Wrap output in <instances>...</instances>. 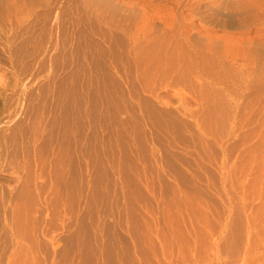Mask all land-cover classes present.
<instances>
[{
  "label": "rangeland",
  "instance_id": "1",
  "mask_svg": "<svg viewBox=\"0 0 264 264\" xmlns=\"http://www.w3.org/2000/svg\"><path fill=\"white\" fill-rule=\"evenodd\" d=\"M69 1L0 0V264H264V79L247 73L264 67L144 81L124 51L77 44ZM236 2L198 0L194 25L264 30Z\"/></svg>",
  "mask_w": 264,
  "mask_h": 264
},
{
  "label": "bare ground",
  "instance_id": "2",
  "mask_svg": "<svg viewBox=\"0 0 264 264\" xmlns=\"http://www.w3.org/2000/svg\"><path fill=\"white\" fill-rule=\"evenodd\" d=\"M72 2L75 4V6L72 4L74 11L77 12L74 17L75 26L81 30V34H85L84 39L80 38V40L78 38L77 44H82L89 48H106L115 54L116 60L119 59V54L124 51L126 53L125 62L138 68L136 73L144 81L152 80L151 82L154 84V80L160 72L164 79L175 77L176 80L180 81V78L193 72L197 77L203 78L205 81H213L214 79V81L222 80L223 82L222 78L236 73V71H228L225 66L232 67L239 64L238 61H242V63L247 65L252 64V68L257 66L256 64L264 67V53H262V49H264V32L262 31L264 30L260 31L261 28L258 29L254 26L253 29L243 31L233 32L232 30V32L217 33L211 29L212 32H209L210 27L200 25L202 23L198 26L194 25L193 16L195 9H197L198 0H71L70 4ZM202 7L200 9H203ZM251 9L249 1L237 0L234 8L229 10L240 16L236 21L239 26H241L243 18L247 16L254 19L258 17V22L259 20H264V12L253 14ZM200 12L199 14L203 11ZM202 14L204 15V13ZM213 19H215V16L212 17ZM216 19L218 18L216 17ZM220 19H218L219 26L222 24V22L220 24ZM200 22H203V20ZM208 22L211 21L209 20ZM253 23H257V20ZM261 23L264 24L262 21ZM215 25L218 28L221 27L217 24ZM222 26H225V22ZM232 41L239 44L241 54H238L240 53L239 51L237 54L228 52V47L232 44ZM206 65L210 66L212 70L204 69ZM157 66H162L163 70L156 72L152 78H148L151 75L152 67ZM141 69L143 72H140ZM233 69L235 70V68ZM261 70L258 73H255L254 70L249 71L250 73L247 72L248 70L246 72L248 75L261 76L257 77L258 79H264V76H262L264 71L261 73ZM136 73H134V76ZM128 79L130 78H125L124 80L126 82L129 81L127 82L129 85L128 94H125L123 89L118 86L117 93L112 97V102L117 95L122 102V105H119V103L113 105L114 133L120 131L125 135L128 124L132 121L127 99H131V94L138 98L133 81ZM148 89L150 90V85L144 83L142 90L149 91ZM150 92L153 93V91ZM143 104L147 105V102L143 101ZM155 111L154 109L148 110L149 113L156 116ZM119 112L125 114L123 120L115 119L114 114ZM156 121L159 126L169 129L168 120L163 123L158 119ZM54 160L55 170L53 173L59 183L63 179V171L60 168V154L58 155L57 153Z\"/></svg>",
  "mask_w": 264,
  "mask_h": 264
}]
</instances>
